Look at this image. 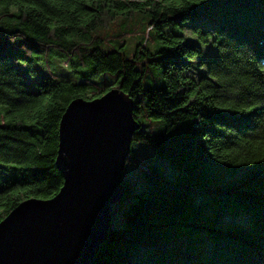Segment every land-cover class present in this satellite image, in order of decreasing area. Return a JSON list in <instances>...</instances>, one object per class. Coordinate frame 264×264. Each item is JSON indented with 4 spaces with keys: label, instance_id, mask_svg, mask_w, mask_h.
Wrapping results in <instances>:
<instances>
[{
    "label": "trees",
    "instance_id": "trees-1",
    "mask_svg": "<svg viewBox=\"0 0 264 264\" xmlns=\"http://www.w3.org/2000/svg\"><path fill=\"white\" fill-rule=\"evenodd\" d=\"M55 60L76 80H28ZM111 88L133 101L131 143L181 174L132 195L122 178L89 264H264V0H0V220L58 192L62 113Z\"/></svg>",
    "mask_w": 264,
    "mask_h": 264
},
{
    "label": "water",
    "instance_id": "water-1",
    "mask_svg": "<svg viewBox=\"0 0 264 264\" xmlns=\"http://www.w3.org/2000/svg\"><path fill=\"white\" fill-rule=\"evenodd\" d=\"M134 104L121 89L73 98L58 123L55 165L63 177L48 198L19 202L0 220V264H89L123 198Z\"/></svg>",
    "mask_w": 264,
    "mask_h": 264
},
{
    "label": "rangeland",
    "instance_id": "rangeland-1",
    "mask_svg": "<svg viewBox=\"0 0 264 264\" xmlns=\"http://www.w3.org/2000/svg\"><path fill=\"white\" fill-rule=\"evenodd\" d=\"M138 38L139 37L137 35L132 37V39H129L128 35H125V37L122 38V40L125 41L128 45L130 54L133 53L134 48L137 45ZM122 40L120 41L122 42ZM147 46L151 47V42H147ZM207 53L210 54V52ZM35 69V77H30L28 79L29 81H35L41 77L48 75L57 76L58 78L76 80L68 73L66 65L60 61L55 60L53 65L50 67H47L45 64L39 63L35 65ZM99 80L101 79H98L97 81ZM0 108L5 110L6 107L0 105ZM140 122L141 124H144V120L142 118H140ZM131 152V161L126 163L124 171L122 173L123 180L130 183L131 195L136 192H143L144 190H146L148 187L147 175H154L155 171L162 170L165 179L167 180L181 174V171L176 167L171 166L167 160L157 157V155L155 154V150L149 144H145L141 141H133L131 143ZM150 165H153L154 168H150ZM0 166L3 167L4 170L12 167V165L9 164H0ZM0 173H4L2 169H0ZM2 177L3 175L0 174V178ZM124 200H126V198H124ZM112 213L113 217L111 224L114 225L119 222V216L115 208H113ZM121 226L123 225L121 224Z\"/></svg>",
    "mask_w": 264,
    "mask_h": 264
},
{
    "label": "snow or ice",
    "instance_id": "snow-or-ice-1",
    "mask_svg": "<svg viewBox=\"0 0 264 264\" xmlns=\"http://www.w3.org/2000/svg\"><path fill=\"white\" fill-rule=\"evenodd\" d=\"M197 2H199V0H197ZM249 111H251V109H249Z\"/></svg>",
    "mask_w": 264,
    "mask_h": 264
}]
</instances>
